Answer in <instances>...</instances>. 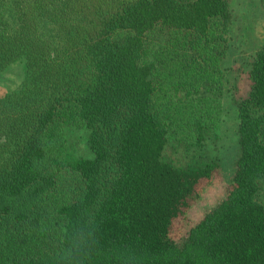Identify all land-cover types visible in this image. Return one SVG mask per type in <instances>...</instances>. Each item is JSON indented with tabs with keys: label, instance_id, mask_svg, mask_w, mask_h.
I'll list each match as a JSON object with an SVG mask.
<instances>
[{
	"label": "trees",
	"instance_id": "16d2710c",
	"mask_svg": "<svg viewBox=\"0 0 264 264\" xmlns=\"http://www.w3.org/2000/svg\"><path fill=\"white\" fill-rule=\"evenodd\" d=\"M230 18L229 0H0V70L27 59L0 98V264H264V42L235 100L227 192L176 234L219 169L195 148L209 102L189 73L186 90L163 76L184 90L173 98L142 52L156 29L215 51ZM173 57L184 65L183 49ZM79 122L90 157L65 137Z\"/></svg>",
	"mask_w": 264,
	"mask_h": 264
},
{
	"label": "rangeland",
	"instance_id": "374dc122",
	"mask_svg": "<svg viewBox=\"0 0 264 264\" xmlns=\"http://www.w3.org/2000/svg\"><path fill=\"white\" fill-rule=\"evenodd\" d=\"M229 4L231 18L224 40L219 39L218 44L211 42V46L218 52L219 57L211 47L199 45V39L188 37L182 39L176 36L173 30L156 29L148 33L142 49V52L158 65V68H155V74L158 73L162 80L158 76L156 78L161 82L164 90L173 92V98L182 97L184 90L189 89L184 84L186 79L184 73H189L192 75L187 80L188 85L198 89L199 95L202 96L200 100L209 102L206 114L209 116L210 122L207 124L210 130L206 134L205 144L195 148L198 155L218 161L219 169L193 202L187 216L176 222L174 234L184 232L205 211L225 196L233 162L238 152V117L235 100L244 96L249 90L250 56L264 42V1L229 0ZM181 49L184 50V65L176 63L173 57L175 51L179 55ZM190 56H193L192 64L188 63ZM168 58H171L170 63ZM160 60L164 62L159 63ZM26 65L27 59L23 56L0 70V98L21 85ZM163 76H170L175 81L183 83L184 90L178 82L176 87L178 90L174 93L173 86ZM159 96L163 98L160 94ZM191 97L194 101L199 100L198 94H193ZM88 131V128L79 122L70 126L65 133L67 143L75 149L77 155L92 156L87 141ZM174 134L184 135L182 128L178 127V122L171 135ZM189 135L185 137L191 142ZM191 136L193 137V134ZM169 145H167L168 154L172 149ZM189 148L191 152L194 147ZM175 155L179 156L180 151ZM258 198L264 202V187L259 191Z\"/></svg>",
	"mask_w": 264,
	"mask_h": 264
}]
</instances>
